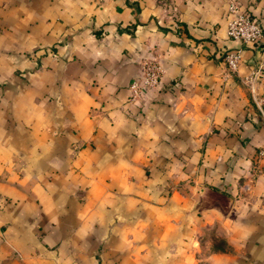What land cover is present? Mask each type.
Segmentation results:
<instances>
[{
  "label": "crops",
  "instance_id": "0c3cea01",
  "mask_svg": "<svg viewBox=\"0 0 264 264\" xmlns=\"http://www.w3.org/2000/svg\"><path fill=\"white\" fill-rule=\"evenodd\" d=\"M236 2L257 42L226 0H0V264H264V0Z\"/></svg>",
  "mask_w": 264,
  "mask_h": 264
},
{
  "label": "built area",
  "instance_id": "2783aa9c",
  "mask_svg": "<svg viewBox=\"0 0 264 264\" xmlns=\"http://www.w3.org/2000/svg\"><path fill=\"white\" fill-rule=\"evenodd\" d=\"M228 18L226 20V35L240 42H257L261 36V26L253 18L249 17L239 8L236 0H226ZM176 25V24H175ZM224 61L227 71L236 69L240 54L238 50H227L224 53ZM162 75V67L158 56L145 58L139 66V71L128 83V100L137 99L145 90L155 87ZM261 75V65L246 77L249 84ZM260 102V101H259ZM257 101V103H259Z\"/></svg>",
  "mask_w": 264,
  "mask_h": 264
},
{
  "label": "rangeland",
  "instance_id": "374dc122",
  "mask_svg": "<svg viewBox=\"0 0 264 264\" xmlns=\"http://www.w3.org/2000/svg\"><path fill=\"white\" fill-rule=\"evenodd\" d=\"M246 188V187H245Z\"/></svg>",
  "mask_w": 264,
  "mask_h": 264
}]
</instances>
